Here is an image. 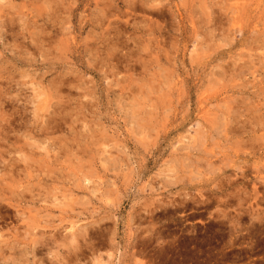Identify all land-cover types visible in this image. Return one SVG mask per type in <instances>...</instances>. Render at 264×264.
<instances>
[{
  "label": "rangeland",
  "instance_id": "374dc122",
  "mask_svg": "<svg viewBox=\"0 0 264 264\" xmlns=\"http://www.w3.org/2000/svg\"><path fill=\"white\" fill-rule=\"evenodd\" d=\"M0 264H264V0H0Z\"/></svg>",
  "mask_w": 264,
  "mask_h": 264
}]
</instances>
